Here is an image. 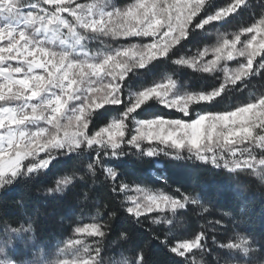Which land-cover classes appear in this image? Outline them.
Here are the masks:
<instances>
[{
	"label": "snow or ice",
	"instance_id": "6c2138e0",
	"mask_svg": "<svg viewBox=\"0 0 264 264\" xmlns=\"http://www.w3.org/2000/svg\"><path fill=\"white\" fill-rule=\"evenodd\" d=\"M245 9L248 16L241 19ZM229 18L239 21L235 30L215 27L214 44L189 42L197 32L213 36L209 26ZM159 62L176 70L133 86L140 69ZM184 67L206 75L211 86L191 88L181 82L176 73ZM262 70L264 0H224L221 5L214 0H130L123 6L114 0H0V189L22 176L40 175L58 157H86L87 169L102 175L119 214L97 208L92 222L73 227V235L103 237L110 229L126 237L127 231L120 229L131 223L137 234L149 232L174 264H196V253L213 252L206 248L204 225L178 236L168 221L169 231L161 239L144 222L150 215L158 220L192 209L205 218L217 201L195 184L170 183L164 171L152 173L155 182L148 183L130 177L118 164L139 154L145 164L159 167L182 160L188 152L196 164L214 172L264 169ZM253 78L260 82L259 92L249 89ZM246 90L245 100L234 99ZM153 104L167 112L147 113ZM249 112V135L226 137L231 124L225 121ZM233 143H254L256 152L243 156L234 149L217 158V146ZM72 182V176L64 175L55 186L59 190ZM105 215L111 225L104 223ZM206 223L228 227L218 219ZM234 227L233 236L212 238L216 248L245 259L264 254V232L253 241L254 231L243 222ZM135 244L131 264H144L140 243ZM112 258L113 264H129L123 251H113ZM82 264L96 261L89 258Z\"/></svg>",
	"mask_w": 264,
	"mask_h": 264
},
{
	"label": "trees",
	"instance_id": "16d2710c",
	"mask_svg": "<svg viewBox=\"0 0 264 264\" xmlns=\"http://www.w3.org/2000/svg\"><path fill=\"white\" fill-rule=\"evenodd\" d=\"M114 2L117 6H123L130 0H114ZM252 2L255 3V0ZM223 3L224 0H214L216 5ZM239 16L241 19L246 18L248 16L247 9L242 11ZM238 22L237 19L229 18L222 24L210 25L209 28L213 32V36H204L197 32L189 38V42L191 44L206 42L212 45L216 41L215 27H218L221 32H230L235 30ZM230 66L235 67L236 65L234 62H230ZM175 70L176 66L171 63L150 64L139 70L142 75H137L133 79V86L150 80L153 76L158 77L165 71ZM176 74L181 82L187 81L191 88L202 86L206 88L210 87L212 83L206 75L201 76L186 67L181 68ZM249 89L259 92L261 90L260 82L253 78ZM247 96L248 90L243 95L237 94L234 99L245 100ZM105 107L114 109L116 106ZM220 108H223V105ZM153 112L160 113L167 112V110L159 104H153L147 113ZM169 114L178 115V113ZM103 118L100 117V119ZM234 149L243 156L256 152L254 143H240L229 147L218 146L216 147L217 158L227 156L228 152ZM182 155V160L158 167L155 163L145 164L139 154H134L133 157H127L119 162L118 166L129 172L130 177L135 175L148 183L155 182V176L152 173L158 175L160 171H164L169 175L170 183H180L185 187H192L195 184L197 187H201L213 201L216 200L219 205L215 208L209 206L211 214L205 218L198 215L199 209H192L187 214H164L158 220L150 215L144 222L145 228L152 229L163 239L164 233L169 231L168 221L172 222L171 231L177 233L178 236L190 235L192 231L199 230L200 225H204L208 231L206 248H212L213 252L209 254L205 250L196 253V264H264V254L253 253L247 259L228 255L222 249L216 248L212 240L213 237L219 241L233 236L234 232L238 230L234 226L240 225L241 222L248 226V231H254L251 233L253 241L260 239L259 234L264 232V169L248 171L245 168L233 174L214 172L196 164L194 157L190 158L188 152H184ZM86 164V157L74 158L73 161L70 157H58L54 166L40 175L22 176L8 188L0 189V264H41L43 255L66 249L70 245V241L77 239L83 241L87 246L86 251L79 253L81 258L85 256L88 259L95 258L96 264H113V251H123L131 264L137 250L135 242L140 243V250L144 252V264H174L169 260L166 251L155 241L150 240L149 232L137 234L131 223H126L120 229L121 232L127 231L126 237H122L119 232H111L110 229H105L106 235L103 237L92 234L73 235V227L92 222L91 218L96 215L97 208L119 214L113 197L107 192L102 175L99 172L93 175L87 169ZM64 175L72 176L73 182L66 187L61 185L57 190L55 181ZM149 186L161 187V185ZM172 186L178 185L173 184ZM85 192L88 193L87 198L84 196ZM105 204H108L107 209L104 208ZM223 211L228 212L229 216H222ZM214 219L222 220L228 227L224 229L218 225L206 223V220ZM103 220L108 225L113 222L107 215ZM97 249L100 250L99 254ZM66 258L63 257L51 263L60 264Z\"/></svg>",
	"mask_w": 264,
	"mask_h": 264
},
{
	"label": "rangeland",
	"instance_id": "374dc122",
	"mask_svg": "<svg viewBox=\"0 0 264 264\" xmlns=\"http://www.w3.org/2000/svg\"><path fill=\"white\" fill-rule=\"evenodd\" d=\"M81 2H86V0H81ZM256 115L258 116L259 113H256ZM249 118H251L250 112L243 114V116H239V117L234 116L232 117L231 121H225L226 125L229 123L231 124V127L228 128L225 134L226 137H232V138H239L242 136L247 137L249 135V128H248V123H247ZM234 144L235 143L231 145H234ZM77 240L79 241V243H71L68 247H66V249L56 250L52 252L51 254L43 255L44 257H43L41 264H50L51 262L54 263V261L60 260L63 257H67V258L66 260L62 261L60 264H82V261L88 258L86 256L84 258H81V255L79 253L82 251H86L87 246L83 241L79 239ZM69 258H72V259H69Z\"/></svg>",
	"mask_w": 264,
	"mask_h": 264
}]
</instances>
